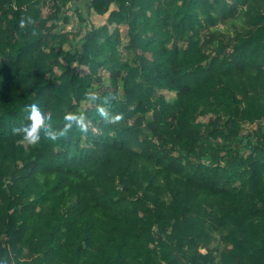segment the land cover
<instances>
[{
  "label": "trees",
  "instance_id": "trees-1",
  "mask_svg": "<svg viewBox=\"0 0 264 264\" xmlns=\"http://www.w3.org/2000/svg\"><path fill=\"white\" fill-rule=\"evenodd\" d=\"M47 1L0 0V257L264 264V0H89L78 41ZM33 102L87 131L13 134Z\"/></svg>",
  "mask_w": 264,
  "mask_h": 264
},
{
  "label": "clouds",
  "instance_id": "clouds-1",
  "mask_svg": "<svg viewBox=\"0 0 264 264\" xmlns=\"http://www.w3.org/2000/svg\"><path fill=\"white\" fill-rule=\"evenodd\" d=\"M32 22L31 17L27 18V20L22 19L20 21V26L24 27L26 24H31ZM91 98L93 100L96 99L95 95H92ZM99 111L102 116L107 115L103 108H100ZM26 116L28 119L21 120L18 124L13 125L11 131L13 134L23 135V137L32 144H36L41 139L42 135L52 141H56L58 138L67 134L73 123L80 128L81 132L87 131L83 117L75 115L65 116V120L68 121V123H65L62 128H54L50 123L52 119L51 113L42 110L36 102L28 106ZM0 264H10V262L7 258L0 257Z\"/></svg>",
  "mask_w": 264,
  "mask_h": 264
},
{
  "label": "rangeland",
  "instance_id": "rangeland-1",
  "mask_svg": "<svg viewBox=\"0 0 264 264\" xmlns=\"http://www.w3.org/2000/svg\"><path fill=\"white\" fill-rule=\"evenodd\" d=\"M49 1L51 2V0H48L46 4H44L42 6L43 8V16L47 15L48 12V8L50 6ZM75 5L72 4V2H69L67 5V9H68V13L67 15L70 17V23L67 25L62 24L61 27V31L66 33L68 32L71 35H77L79 33V37L77 38V41L80 39V37H82L85 34V30H87V26L92 25L96 28L102 26L103 24H105L107 22V19L109 17V14L111 11L116 10L115 5H112L110 7V10L107 14L105 15H99L97 14L94 10H90L89 9V0H73ZM78 7L80 8V11L82 12V14L84 15V17L86 18L85 20H81V18L79 17L80 15L75 11L74 7ZM239 21H236V23H238ZM238 26H240V24H238ZM121 35H122V39L124 41V43H126V34H127V27L125 26H121ZM221 29H229V32H232L233 29L231 28V26L229 25H225V26H221ZM233 34V33H232ZM66 49H69L70 46L66 45L65 46ZM80 72L82 74H87L89 72V69L86 66H81L80 67ZM107 83V80H106ZM166 94V98L168 102H173L175 100V94L173 93H168L165 92ZM89 103H86V105H88ZM200 122H206L205 118L201 117ZM248 129V128H247ZM246 129V130H247ZM221 235V232H217L215 231L213 233V237L218 238ZM206 252V249H203V253Z\"/></svg>",
  "mask_w": 264,
  "mask_h": 264
}]
</instances>
